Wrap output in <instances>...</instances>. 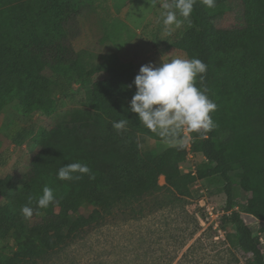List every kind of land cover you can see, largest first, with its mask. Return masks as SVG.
I'll return each instance as SVG.
<instances>
[{
  "label": "trees",
  "instance_id": "trees-1",
  "mask_svg": "<svg viewBox=\"0 0 264 264\" xmlns=\"http://www.w3.org/2000/svg\"><path fill=\"white\" fill-rule=\"evenodd\" d=\"M238 1L242 25L216 28L196 0L191 15L196 27L173 45L207 65L204 85L217 105L210 114L213 130L190 131L191 152L205 161L192 175L180 172L185 146L140 151L150 131L130 110L133 75L109 65L87 69L75 51L82 0H0V113L18 104L30 116H49L57 109L53 85L79 81L92 90L89 108L70 110L36 133L37 153L18 192L11 191L13 181L0 178V240L12 244V254H0V264H23L68 244L99 226L117 205L155 194L160 177L179 191L196 178L217 175L225 182L223 221L234 227L237 248L250 256L246 264H264L259 237L241 216L264 224V0ZM125 118L126 131L112 128ZM180 133L157 134L171 142ZM23 140L21 133L12 139L15 145ZM74 162L87 164L95 178L58 179V170ZM45 186L56 202L37 209ZM235 186L249 195L246 204L236 203ZM25 205L34 210L30 219L22 215Z\"/></svg>",
  "mask_w": 264,
  "mask_h": 264
},
{
  "label": "rangeland",
  "instance_id": "rangeland-1",
  "mask_svg": "<svg viewBox=\"0 0 264 264\" xmlns=\"http://www.w3.org/2000/svg\"><path fill=\"white\" fill-rule=\"evenodd\" d=\"M168 0H82L79 17L81 35L75 51L85 66L109 65L133 75L142 66L159 67L163 61L189 59L173 45L195 28L193 18L177 16L179 26L164 31L162 4ZM216 28H232L243 23L238 0H225L213 9L205 8ZM56 111L43 117L28 115L18 104L0 113V178H9L11 191L20 190L21 177L37 153L34 141L40 129H50L66 112L87 109L92 98L91 86L72 81L66 87L52 86ZM150 131L140 151L162 152L172 146L187 147L185 128L178 140L161 139ZM187 129V128H186ZM190 135V130H186ZM17 133L21 145L12 141ZM187 133V134H188ZM192 154V153H191ZM205 164L193 154L180 166L182 174H195ZM160 189L140 201L119 204L105 214L99 226L88 228L80 236L55 251L23 264H246L250 256L235 244V230L223 221L226 212L224 180L219 176L196 178L179 191L159 178ZM234 199L246 204L249 195L235 186ZM238 210V207L235 208ZM244 222L261 239L264 254V224L242 213ZM11 242L0 240V254L11 255Z\"/></svg>",
  "mask_w": 264,
  "mask_h": 264
},
{
  "label": "clouds",
  "instance_id": "clouds-1",
  "mask_svg": "<svg viewBox=\"0 0 264 264\" xmlns=\"http://www.w3.org/2000/svg\"><path fill=\"white\" fill-rule=\"evenodd\" d=\"M195 3L196 0H172L162 4L164 31L170 32L173 25L179 26L178 14L190 23ZM201 3L208 9L216 7V0H201ZM206 72L207 65L198 58H175L163 61L159 67L152 64L142 66L133 81L136 91L130 101L131 112L138 115L144 127L161 137H168L183 128L197 133L213 130L215 124L210 114L216 111L217 105L207 95ZM127 123L126 118L113 121L112 128L118 132L126 131ZM83 175L95 178L88 165L81 162L68 163L57 173L58 179L65 181L78 180ZM55 202L53 190L45 186L37 201V209L47 208ZM21 212L25 219L34 214L33 208L27 205Z\"/></svg>",
  "mask_w": 264,
  "mask_h": 264
},
{
  "label": "built area",
  "instance_id": "built-area-1",
  "mask_svg": "<svg viewBox=\"0 0 264 264\" xmlns=\"http://www.w3.org/2000/svg\"><path fill=\"white\" fill-rule=\"evenodd\" d=\"M186 130L187 129L185 128V134L188 136L186 151H187V160H189V158L191 159V157L193 155V153L191 152V143H192V141H191V137H190L189 133L186 132ZM260 241H261V239H260Z\"/></svg>",
  "mask_w": 264,
  "mask_h": 264
}]
</instances>
